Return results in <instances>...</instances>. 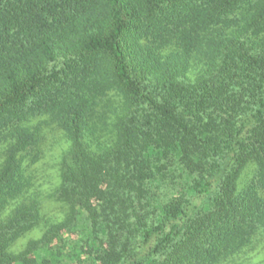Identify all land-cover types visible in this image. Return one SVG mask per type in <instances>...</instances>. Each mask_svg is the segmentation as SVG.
<instances>
[{"label":"trees","instance_id":"trees-1","mask_svg":"<svg viewBox=\"0 0 264 264\" xmlns=\"http://www.w3.org/2000/svg\"><path fill=\"white\" fill-rule=\"evenodd\" d=\"M261 243L264 0H0V264H253Z\"/></svg>","mask_w":264,"mask_h":264},{"label":"rangeland","instance_id":"rangeland-1","mask_svg":"<svg viewBox=\"0 0 264 264\" xmlns=\"http://www.w3.org/2000/svg\"><path fill=\"white\" fill-rule=\"evenodd\" d=\"M50 140V138H49ZM52 144V148L50 151L46 153V155L41 159L39 163L29 168L33 175L34 184L41 190H49L53 187L56 183V178L54 176V169L52 166L55 162V156L59 153L60 147L63 142L61 141L60 144L57 146L54 145L55 142L50 140ZM45 214L49 217H59L60 216V209L55 205H49L44 210ZM247 257L249 258V262L253 264H259L260 262L264 261V243H261L256 247V249L252 250ZM246 258V257H245Z\"/></svg>","mask_w":264,"mask_h":264}]
</instances>
